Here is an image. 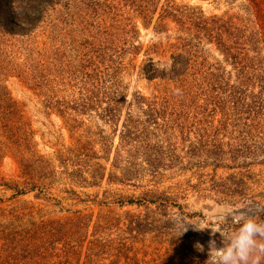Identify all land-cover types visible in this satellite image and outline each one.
<instances>
[{
	"label": "rangeland",
	"instance_id": "1",
	"mask_svg": "<svg viewBox=\"0 0 264 264\" xmlns=\"http://www.w3.org/2000/svg\"><path fill=\"white\" fill-rule=\"evenodd\" d=\"M246 2L35 0L32 6L40 11L41 17L31 31L24 33L13 27L11 19L7 23L0 21V223L28 226L32 221L82 212L93 214L92 224L109 217L119 220L125 229L128 216L135 215L143 221L152 220L153 226L142 234L125 235L132 260L119 264H212V247L215 251L224 245L221 233L213 229L227 236L238 227L232 222L235 214L264 219L261 159L235 170L215 169L210 163L189 166L186 161L185 169L166 172L151 183L148 177L137 187L108 185L106 179L98 186L85 187L71 182L68 175H60L46 197L39 196L37 191L26 195L17 192L18 188H24L21 163L34 154L49 161L52 169L60 173L63 169L59 155L70 150L99 156L107 153L111 158L118 150L119 133L97 112L80 116L71 112V118L78 122L74 123L49 105L48 98L53 96L71 101L80 86L82 68L91 59L102 56L100 50L108 52L116 63L121 62L120 77L127 92L121 114L126 116L131 111L139 116L142 110L130 107L134 95L152 100L174 89L169 81H149L142 68L153 59L161 69L168 70L175 52L172 47L179 38H189L185 20L180 16L168 17L165 11L171 7L181 13L201 12L206 18L253 19V11H249ZM5 5L6 14L17 17V26L29 29L22 22L26 6H21L19 0H15L14 7ZM140 10H151V19L145 21L141 17L144 11ZM263 47L259 54L264 59ZM201 49L210 64L231 71L215 45L205 42ZM52 89L59 92L49 94ZM232 175L235 180L231 182ZM65 189L75 191L77 196L64 192ZM150 190L165 192L171 205L162 210L152 206V214L147 205L120 207L122 201L145 199ZM98 264H110V259H101Z\"/></svg>",
	"mask_w": 264,
	"mask_h": 264
},
{
	"label": "trees",
	"instance_id": "2",
	"mask_svg": "<svg viewBox=\"0 0 264 264\" xmlns=\"http://www.w3.org/2000/svg\"><path fill=\"white\" fill-rule=\"evenodd\" d=\"M19 1L27 8L22 22L29 29L17 26L14 12L12 16L6 14L5 4L14 7L15 0H0V21L7 23L11 19L13 27L29 32L41 14L32 6L35 0ZM246 1L253 19L206 18L201 12L181 13L171 7L165 11L168 17L185 20L189 38H179L172 47L175 52L168 70L161 69L153 59L142 68L149 81H169L174 89L152 100L134 95L130 107L142 110L139 116L131 111L126 116L121 114L127 101L120 77L121 62L116 63L108 52L100 50L102 56L82 68L80 86L71 101L53 96L48 98L49 105L74 123L77 119L71 118V112L78 116L97 112L119 133L118 150L113 158L107 153L99 156L70 150L59 155L63 169L60 173L52 169L49 161L34 154L21 163L24 188H18L19 195L37 191L39 196H45L59 182L60 175H68L71 182L85 187L98 186L105 179L108 185L137 187L148 177L151 183L166 172L188 165L210 163L215 169L235 170L260 159L264 163V59L259 54L264 46V0ZM140 11H144L141 17L145 21L151 19V10ZM205 42L216 46L231 71L208 62L201 49ZM54 90L49 94L59 92ZM193 159L200 162L194 164ZM186 161L190 162L187 166ZM229 178L231 182L235 180L234 175ZM64 192L77 196L73 190ZM145 197L122 201L120 207L147 205L152 214V206L162 210L171 205L165 192L150 190ZM128 218L125 229L119 220L109 217L92 224L93 214L82 212L32 221L28 226L0 223V264H98L101 259L119 264L132 260L125 235L142 234L153 224L135 215Z\"/></svg>",
	"mask_w": 264,
	"mask_h": 264
},
{
	"label": "clouds",
	"instance_id": "3",
	"mask_svg": "<svg viewBox=\"0 0 264 264\" xmlns=\"http://www.w3.org/2000/svg\"><path fill=\"white\" fill-rule=\"evenodd\" d=\"M220 220L222 222L223 217ZM232 222L238 227L227 236L223 231L213 229L221 233L224 245L216 247L215 251L212 247V264H264V219L235 214Z\"/></svg>",
	"mask_w": 264,
	"mask_h": 264
}]
</instances>
